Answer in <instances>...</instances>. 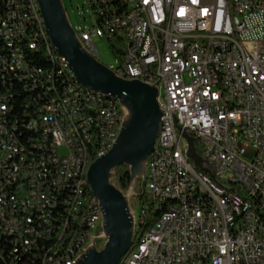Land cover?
Segmentation results:
<instances>
[{
	"label": "built area",
	"instance_id": "built-area-1",
	"mask_svg": "<svg viewBox=\"0 0 264 264\" xmlns=\"http://www.w3.org/2000/svg\"><path fill=\"white\" fill-rule=\"evenodd\" d=\"M87 2L99 25L74 29L86 49L97 57L93 37L105 38L120 61L109 69L158 88L160 155L146 162L144 190H121L133 219L140 205L146 225L148 211L174 190L128 264H264V236H255V227L264 229V0ZM137 7L149 9L150 24L140 22ZM0 28L37 49L26 0H0ZM19 51L22 59H12L0 49V248L7 264H31L36 241L50 238L47 264H75L93 241H105L92 193L76 243L52 251L54 233L62 238L69 226L62 223L64 199L81 175L75 165L86 151L82 137L93 139L85 106L98 110L105 148L125 112L117 100L88 97L70 70L58 78L47 66L46 80H38L37 61ZM22 79H29L30 96L20 94ZM31 101L41 104V120L32 119ZM28 121L37 129L28 130ZM46 130H55L56 143L42 140ZM186 136L206 170L187 156ZM208 187L220 189L221 199L208 196ZM11 237L19 246H9Z\"/></svg>",
	"mask_w": 264,
	"mask_h": 264
},
{
	"label": "water",
	"instance_id": "water-1",
	"mask_svg": "<svg viewBox=\"0 0 264 264\" xmlns=\"http://www.w3.org/2000/svg\"><path fill=\"white\" fill-rule=\"evenodd\" d=\"M52 47L68 62L77 81L85 88L116 99L125 112L121 128L112 147L89 166L86 179L102 212V248L95 241L75 264H117L131 246L134 221L129 202L113 183L114 170L127 166L130 181L141 179L145 187L146 162L154 148L161 117L158 88L139 80L117 76L88 51L71 26L61 0H37ZM188 140L187 156L193 164L206 170Z\"/></svg>",
	"mask_w": 264,
	"mask_h": 264
},
{
	"label": "trees",
	"instance_id": "trees-1",
	"mask_svg": "<svg viewBox=\"0 0 264 264\" xmlns=\"http://www.w3.org/2000/svg\"><path fill=\"white\" fill-rule=\"evenodd\" d=\"M33 3L32 0H26V15L30 17V24L34 28V38H36V46L29 42L28 39H11L14 46L23 50V57L27 59H34L37 61L38 65L36 68V78L38 80H46L47 76V66L55 72L58 78H67V68L62 66V62L59 59V55L51 48L48 36L44 33V29L40 25L38 15L32 14L29 5ZM93 25H99V17H92ZM5 31L0 28V49L2 54L6 53V40L2 36ZM32 45V48H29ZM39 49H45L39 50ZM66 69V70H65ZM14 75V72H12ZM70 75L71 72H70ZM20 94L23 96H30V84L29 79H25L20 83ZM41 109V104L39 101L30 102V112L31 117L34 118L38 111ZM17 110H25V101H17ZM89 141V140H88ZM48 142V140H47ZM93 142V143H92ZM87 148V157L81 164L79 168V178L78 181L81 183L80 193L77 194L76 187L74 191L71 192V196H65L64 199V216H62V223H69V226H62V234H65L61 238V233H54V243H52V251H60L62 247H72V244L76 243V233H79V222H81L82 211L86 207V203H89L91 199V193L88 184L85 182L86 171H83L85 162L90 159L91 162L95 160V151L92 145L95 141H85ZM89 144V145H88ZM91 144V145H90ZM88 145V146H87ZM96 145V144H95ZM94 145V146H95ZM196 154L201 157L202 151L196 149ZM87 167H89L87 165ZM141 182V179H137ZM113 182L120 189L124 190L130 186V172L127 166L121 165L114 170ZM138 233L134 234V239H136ZM9 246H19V237H11L9 239ZM37 256H31V264H47L46 256H44V250L50 248V238H43V240L36 241ZM0 264H7L3 252L0 248Z\"/></svg>",
	"mask_w": 264,
	"mask_h": 264
},
{
	"label": "bare ground",
	"instance_id": "bare-ground-1",
	"mask_svg": "<svg viewBox=\"0 0 264 264\" xmlns=\"http://www.w3.org/2000/svg\"><path fill=\"white\" fill-rule=\"evenodd\" d=\"M32 1L33 3L29 5L30 10L32 11L33 15L34 14L38 15L37 17L39 18L40 25L44 29V33H46V35L48 36L47 30L45 29V26L43 23V18L40 13L39 4L37 0H32ZM137 15H139L140 22H142L143 24H150V12L148 8L137 7ZM2 36L7 41L6 42L7 51L5 53V56H12V59H22V52L19 51L20 49L14 46L13 43L11 42V39H12L11 32L5 31L2 34ZM48 39H49V36H48ZM49 43H50L51 48L55 51V49L51 45L50 40H49ZM29 48H32V45H29ZM57 54L59 55V59L62 62V66L70 70L73 80L77 81V79L74 76V73L69 68L68 62L65 61V58L62 55H60L59 53ZM12 72H14V75H21V68H19V65H12ZM23 80L25 79H22V81ZM77 83L79 82L77 81ZM79 86L83 88L84 91L88 93V97H91L92 99H102V101H106V102H116V99L100 94V93L93 92L83 87L80 83H79ZM85 117H88L89 122H92L91 134H92L93 139H91V137H82V147H84L86 151L82 153L81 162H77V164L75 165V172L79 171L81 164L87 157V148H86L85 141H87L88 143L89 141H95L96 145L95 144H94L95 146L92 145L95 151V159L104 155L110 149V148H105V131L104 129H102L101 117L98 116L97 108H94L93 106H85ZM32 119L41 120V109L38 111V114ZM36 129H37V122L28 121V130H36ZM42 140H46V142L48 140V143H56L55 130L42 131ZM156 155H160V148H153V150L151 151V153L149 154L147 158V162H153V159L155 158ZM91 163L92 162L90 161V159H88L85 162V165L82 170L86 171L87 173V170L89 168L87 167V165L90 166ZM134 181H130L131 183L129 187L134 186L133 185ZM85 182L88 184L87 179H85ZM80 187H81V183L80 181H78V184H76L78 195L80 193ZM89 190H90L91 198H92V191L90 187H89ZM208 196L214 199H221V191L217 187H208ZM173 197H174V190L165 191V196H162V199L158 201L157 203H155V209L148 211L146 225H143V217H138V218L136 217L133 219L134 231H133V238H132L131 246L128 248L125 254L121 256L117 264H128L129 263L130 258H132L133 255H135L136 253L137 245H143V242L147 240V235L154 233L153 225H157V221H159V219L161 218V215H164V211H166L167 207L170 206L171 198ZM133 215L135 214L133 213ZM139 215H141V207H140ZM135 233H138L136 239H134ZM255 236H264L263 227H255Z\"/></svg>",
	"mask_w": 264,
	"mask_h": 264
},
{
	"label": "rangeland",
	"instance_id": "rangeland-1",
	"mask_svg": "<svg viewBox=\"0 0 264 264\" xmlns=\"http://www.w3.org/2000/svg\"><path fill=\"white\" fill-rule=\"evenodd\" d=\"M69 19L71 26L78 31L79 29L87 30L92 29L93 20L89 14V5L87 0H61ZM93 42L96 46L98 56L97 59L106 66L116 67L120 65V61L116 55L111 50L108 41L105 38L94 36ZM114 183V182H113ZM138 181H134V189L139 192L140 187L138 186ZM115 184V183H114ZM140 212V205H134L133 213L135 217L138 218ZM103 246V242H98L97 247L100 249Z\"/></svg>",
	"mask_w": 264,
	"mask_h": 264
}]
</instances>
